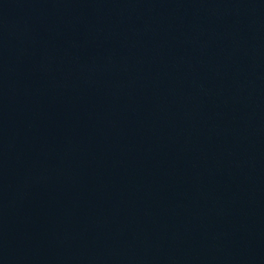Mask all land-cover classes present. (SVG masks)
Listing matches in <instances>:
<instances>
[{"label": "water", "instance_id": "95a60500", "mask_svg": "<svg viewBox=\"0 0 264 264\" xmlns=\"http://www.w3.org/2000/svg\"><path fill=\"white\" fill-rule=\"evenodd\" d=\"M0 264H264V0H0Z\"/></svg>", "mask_w": 264, "mask_h": 264}]
</instances>
